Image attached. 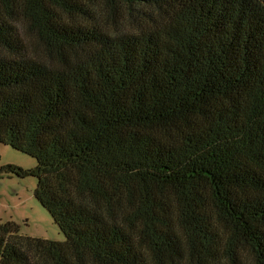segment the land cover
Listing matches in <instances>:
<instances>
[{
    "label": "trees",
    "instance_id": "trees-1",
    "mask_svg": "<svg viewBox=\"0 0 264 264\" xmlns=\"http://www.w3.org/2000/svg\"><path fill=\"white\" fill-rule=\"evenodd\" d=\"M0 143V264H264V0H0Z\"/></svg>",
    "mask_w": 264,
    "mask_h": 264
},
{
    "label": "rangeland",
    "instance_id": "rangeland-1",
    "mask_svg": "<svg viewBox=\"0 0 264 264\" xmlns=\"http://www.w3.org/2000/svg\"><path fill=\"white\" fill-rule=\"evenodd\" d=\"M9 165L30 170L36 160L0 143V223L14 222L22 236L63 242V233L34 197L37 179L6 173Z\"/></svg>",
    "mask_w": 264,
    "mask_h": 264
}]
</instances>
